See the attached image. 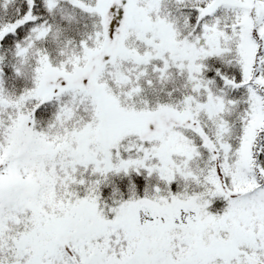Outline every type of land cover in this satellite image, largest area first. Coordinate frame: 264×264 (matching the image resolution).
I'll use <instances>...</instances> for the list:
<instances>
[{
    "label": "snow or ice",
    "instance_id": "snow-or-ice-1",
    "mask_svg": "<svg viewBox=\"0 0 264 264\" xmlns=\"http://www.w3.org/2000/svg\"><path fill=\"white\" fill-rule=\"evenodd\" d=\"M0 264H264V0H0Z\"/></svg>",
    "mask_w": 264,
    "mask_h": 264
}]
</instances>
